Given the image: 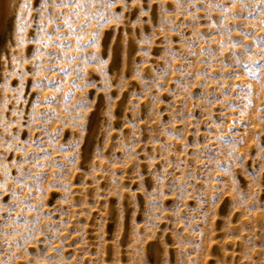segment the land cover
<instances>
[{
	"label": "rangeland",
	"instance_id": "374dc122",
	"mask_svg": "<svg viewBox=\"0 0 264 264\" xmlns=\"http://www.w3.org/2000/svg\"><path fill=\"white\" fill-rule=\"evenodd\" d=\"M261 41L264 0H14L0 264H264Z\"/></svg>",
	"mask_w": 264,
	"mask_h": 264
},
{
	"label": "bare ground",
	"instance_id": "6f19581e",
	"mask_svg": "<svg viewBox=\"0 0 264 264\" xmlns=\"http://www.w3.org/2000/svg\"><path fill=\"white\" fill-rule=\"evenodd\" d=\"M13 2H14V0H0V19H3L4 17H5V15L7 14V12H8V10H10L11 9V7H12V5H13ZM122 40V39H121ZM125 40V39H124ZM123 40V41H124ZM116 42H117V40H116ZM122 42V41H121ZM126 42H127V40H126ZM115 43V42H114ZM129 43V42H128ZM116 45L118 44V42L117 43H115ZM120 44V43H119ZM119 46V45H118ZM117 47V46H116ZM116 50H118L117 48H116ZM117 52V51H116Z\"/></svg>",
	"mask_w": 264,
	"mask_h": 264
},
{
	"label": "snow or ice",
	"instance_id": "6c2138e0",
	"mask_svg": "<svg viewBox=\"0 0 264 264\" xmlns=\"http://www.w3.org/2000/svg\"><path fill=\"white\" fill-rule=\"evenodd\" d=\"M63 3L66 4V5H73V4H76V3H77V0H63ZM79 6H80V8H86V7H87V4L82 3V4H80ZM72 14H73V15H76V12L73 11ZM86 26H87V25H81V28H84V27H86ZM96 38H97V37H96V34H94V35H93V41H90V43H93V42L95 41ZM261 43H264V41H261ZM72 59H74V58H72Z\"/></svg>",
	"mask_w": 264,
	"mask_h": 264
}]
</instances>
